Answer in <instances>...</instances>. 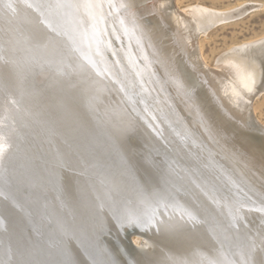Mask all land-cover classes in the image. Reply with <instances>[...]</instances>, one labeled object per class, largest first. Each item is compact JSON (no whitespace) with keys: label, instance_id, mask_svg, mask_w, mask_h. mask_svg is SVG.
<instances>
[{"label":"water","instance_id":"obj_1","mask_svg":"<svg viewBox=\"0 0 264 264\" xmlns=\"http://www.w3.org/2000/svg\"><path fill=\"white\" fill-rule=\"evenodd\" d=\"M77 1L0 0V264H264L252 109L199 128L213 107L194 94L182 140L163 81L151 92L87 52Z\"/></svg>","mask_w":264,"mask_h":264},{"label":"bare ground","instance_id":"obj_2","mask_svg":"<svg viewBox=\"0 0 264 264\" xmlns=\"http://www.w3.org/2000/svg\"><path fill=\"white\" fill-rule=\"evenodd\" d=\"M173 1L176 2L79 0L72 10L83 20V46L100 66L115 65L135 82L143 80L144 87L151 92L157 93L160 88L156 86L161 81L162 87L165 83L163 101L166 102L168 96L174 121L178 120L180 127L185 129L182 140L187 135L196 137L192 124L198 104L193 100L194 94L198 99L206 93L211 103H205L213 107L212 111L198 115L199 128L205 126L209 118L211 126L215 121L226 125H238L242 120L248 122L253 101L264 92V40L230 52L215 69L202 62L203 69L198 64V60L202 61L199 36L235 18L236 12L221 13L202 8L182 11L176 3V8L172 9ZM149 59L155 64L153 81L142 73L151 63ZM207 132L210 135L209 130ZM211 138L215 140L213 135ZM196 142L203 150L201 138L197 137ZM133 243L141 250L155 247L153 242L139 236L133 238Z\"/></svg>","mask_w":264,"mask_h":264},{"label":"rangeland","instance_id":"obj_3","mask_svg":"<svg viewBox=\"0 0 264 264\" xmlns=\"http://www.w3.org/2000/svg\"><path fill=\"white\" fill-rule=\"evenodd\" d=\"M175 3L182 11L202 8L236 12L237 17L212 27L198 38L199 55L210 69H215L230 52L264 40V0H176ZM252 107L256 119L264 125V92L255 98Z\"/></svg>","mask_w":264,"mask_h":264},{"label":"snow or ice","instance_id":"obj_4","mask_svg":"<svg viewBox=\"0 0 264 264\" xmlns=\"http://www.w3.org/2000/svg\"><path fill=\"white\" fill-rule=\"evenodd\" d=\"M49 7H55V8H71V7H74V5L68 4V3H57L55 5H50ZM85 7H88V5H85ZM3 151H4V146L3 145H0V154H2ZM153 215H154V213H153Z\"/></svg>","mask_w":264,"mask_h":264}]
</instances>
